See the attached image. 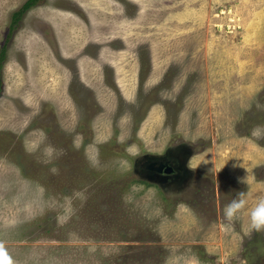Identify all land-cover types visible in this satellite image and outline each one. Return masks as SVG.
Instances as JSON below:
<instances>
[{"label": "rangeland", "instance_id": "rangeland-1", "mask_svg": "<svg viewBox=\"0 0 264 264\" xmlns=\"http://www.w3.org/2000/svg\"><path fill=\"white\" fill-rule=\"evenodd\" d=\"M25 1L0 0L16 264H264V0H39L9 32Z\"/></svg>", "mask_w": 264, "mask_h": 264}, {"label": "clouds", "instance_id": "clouds-1", "mask_svg": "<svg viewBox=\"0 0 264 264\" xmlns=\"http://www.w3.org/2000/svg\"><path fill=\"white\" fill-rule=\"evenodd\" d=\"M264 129V125H257L253 129V135H259ZM242 183H246V177L242 178ZM246 192L239 191L236 196L225 206L224 216L231 221L247 204ZM250 227L256 231L264 230V197L258 198L257 202L249 209ZM0 264H16L10 255L3 241H0Z\"/></svg>", "mask_w": 264, "mask_h": 264}, {"label": "trees", "instance_id": "trees-1", "mask_svg": "<svg viewBox=\"0 0 264 264\" xmlns=\"http://www.w3.org/2000/svg\"><path fill=\"white\" fill-rule=\"evenodd\" d=\"M39 0H26L23 5L12 14L11 17V24L9 25V32L13 30L14 24L20 19V16L24 13H26L29 9L36 6L38 4ZM2 50L0 51V61L2 60Z\"/></svg>", "mask_w": 264, "mask_h": 264}, {"label": "water", "instance_id": "water-1", "mask_svg": "<svg viewBox=\"0 0 264 264\" xmlns=\"http://www.w3.org/2000/svg\"><path fill=\"white\" fill-rule=\"evenodd\" d=\"M170 151H172V149H170Z\"/></svg>", "mask_w": 264, "mask_h": 264}]
</instances>
